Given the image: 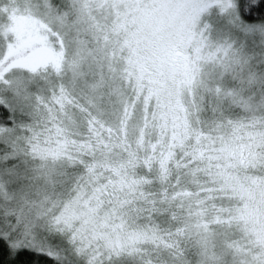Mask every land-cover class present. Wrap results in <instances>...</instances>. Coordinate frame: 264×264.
<instances>
[{
  "label": "snow or ice",
  "instance_id": "1",
  "mask_svg": "<svg viewBox=\"0 0 264 264\" xmlns=\"http://www.w3.org/2000/svg\"><path fill=\"white\" fill-rule=\"evenodd\" d=\"M0 264H264V0H0Z\"/></svg>",
  "mask_w": 264,
  "mask_h": 264
}]
</instances>
